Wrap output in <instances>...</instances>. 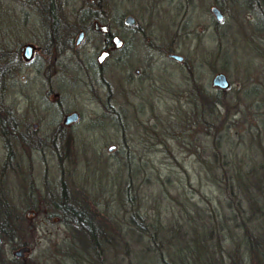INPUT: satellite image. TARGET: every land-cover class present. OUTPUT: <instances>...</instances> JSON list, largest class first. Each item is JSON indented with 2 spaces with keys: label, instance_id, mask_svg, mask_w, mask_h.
Returning <instances> with one entry per match:
<instances>
[{
  "label": "rangeland",
  "instance_id": "rangeland-1",
  "mask_svg": "<svg viewBox=\"0 0 264 264\" xmlns=\"http://www.w3.org/2000/svg\"><path fill=\"white\" fill-rule=\"evenodd\" d=\"M39 1L0 0V39L8 40L10 47L19 48L25 42L36 46L31 60L24 61L18 52L21 63L3 91V103L10 108L14 117L10 122L19 132L36 122L43 135L54 121H60L62 111L76 110L79 117L63 131L71 137L69 152L29 151L9 136L12 146L3 168L6 147L0 137V197L16 205L17 214L23 215L22 224L29 220L32 226L28 231L23 226L18 239L25 241L23 244L0 239L6 258L14 256L13 249L27 245L22 256H15L23 264H96L97 255L77 242L70 224L59 215L47 217L53 212L51 208L56 211L49 201L59 197L60 178L65 180L68 193L89 202L97 213L94 219L108 221L111 234L130 226L128 218L134 210L149 227L150 221L160 223L164 235H172L169 223L176 218L179 224L185 218L177 210L182 191L205 207L200 194L215 197L216 190L203 178L198 179V160L185 151L173 159L154 143L151 124L172 114L174 94L189 88L192 78L212 87L213 72L222 71L229 82L228 96L235 94L233 88L238 89L242 82L264 86V0H98L99 7L96 0H56L60 13L56 33L71 39V44L63 47L66 42L57 38L56 50L45 37ZM210 4L222 13L219 21L209 11ZM81 5L98 10L111 32L124 40L123 46L111 48L100 74L95 55L101 47V34L74 19ZM123 12L135 14L143 32L126 28L120 19ZM67 24L76 27L72 34L66 31ZM81 27L84 33L74 44ZM144 36L157 48L169 44L183 56V62L152 53ZM44 55L49 57L47 63ZM55 90L56 109L50 104ZM118 108L119 115L115 112ZM168 143L170 150L176 151L175 142ZM110 145L113 147L108 150ZM45 190L54 195L45 196ZM161 206L165 212L158 210ZM168 215H173V222L166 219ZM141 235L138 239L133 233L128 235L127 253L115 235L113 244L103 246L104 263L140 261L143 256L138 250L146 244L143 242H149L144 231Z\"/></svg>",
  "mask_w": 264,
  "mask_h": 264
},
{
  "label": "trees",
  "instance_id": "trees-1",
  "mask_svg": "<svg viewBox=\"0 0 264 264\" xmlns=\"http://www.w3.org/2000/svg\"><path fill=\"white\" fill-rule=\"evenodd\" d=\"M57 7L56 0L38 2L45 37L53 50H56L59 37L66 42L63 47L71 44L70 35L64 37L56 33L60 15ZM65 26H68V34L76 29L73 24ZM219 36L218 32V41ZM9 45L8 40L0 39V137L6 147L3 168L9 159V146H12L9 136L25 148L23 133L11 123L14 117L3 103V91L21 63L19 48ZM44 58L47 63L48 55ZM211 70L215 69L212 67ZM191 80L190 87L182 90L187 93L179 91L174 94L176 104L172 114L164 119L157 117L158 120L151 124L155 128L152 136L154 143L161 145L169 157L174 159L178 152L185 151L198 160V179L203 178L204 183L214 186L215 197L200 194L205 205L201 207L182 191L177 210L182 211L179 213L185 218L178 224L176 218L173 222V215L166 217L175 223H169L174 232L168 237L164 235L162 224L150 221L149 227L145 218L134 210L129 214L130 226L123 232L114 230L111 234L108 221L94 219L97 213L89 202L75 193H68L65 180L60 178L59 197L45 195L50 198L49 205L56 209V214L50 215H59L72 226L77 242L84 243L88 252L97 255L94 263L105 264L101 256L103 246L113 244L115 235L127 253L128 235L133 233L138 239L144 231L149 242L144 240L146 244L138 250L143 257L135 264H264V86H247L242 82L238 89L233 88L235 94L228 96V87L213 89L212 85L209 87ZM56 133V153L69 152L71 137L63 131ZM169 141L175 142L176 151L170 150ZM62 156L58 160L61 168ZM177 164L181 165L180 162ZM165 179L173 188L171 179ZM15 206L0 197V239H13V243L23 244L25 241L18 240L24 231L23 226L27 231L32 226L29 220L22 224L23 215L17 214ZM164 209L165 206H161L158 210L165 212ZM162 240L166 243L163 244ZM0 264L23 263L15 256L6 258L0 245Z\"/></svg>",
  "mask_w": 264,
  "mask_h": 264
},
{
  "label": "flooded vegetation",
  "instance_id": "flooded-vegetation-1",
  "mask_svg": "<svg viewBox=\"0 0 264 264\" xmlns=\"http://www.w3.org/2000/svg\"><path fill=\"white\" fill-rule=\"evenodd\" d=\"M89 1H91V0H89ZM96 5L98 7L100 6V4L98 2H96ZM76 10H77V12L75 13V18L74 19H76L78 21H81V22L87 23L88 26H90L93 31H97V32H99L101 34V42L102 43H101V47H100L99 52L101 50H106L107 54L102 58V60L100 62H98L97 59H96V56L99 54V52L95 55V63H96L97 69H99L98 72L100 74L101 64H102L103 60L109 55V53L111 51V48L112 47H121V46H123L124 40L122 38H120L118 35H116V34L111 32L110 27H109L108 23L105 20V17L100 16V15L97 14L98 10H96V9L91 10L88 7H84L82 5ZM126 14H130L133 17V21L132 22L126 23L124 21V17H125ZM134 15L135 14H133L131 12H123L120 15V19H121L122 24L125 25L126 28H131V29L135 30L134 32H136V33L143 32L140 24L136 20V16H134ZM60 19L64 20L61 17H60ZM216 21H218V20H216ZM71 22L73 23L74 21H71ZM56 23L59 24L60 22L57 20ZM95 23L97 25L105 24L107 26V30L106 31L101 30L99 27L95 26ZM79 31H81V33L83 35L84 28L83 27L78 28V30L76 32V35H77V33ZM76 35H75V37L73 39V43L74 44H77L80 41V40L77 41V42L75 41ZM82 35H81V37H82ZM113 35H116L119 38V40H120V42H119V44L117 46L114 45V42L112 40ZM144 39H145V41L148 44H150L149 46L151 48H149V49H150V51L152 53L156 54L157 52H159V54H162L166 58L173 59L177 63H182L183 62L182 61L183 60V56L180 53L176 52L174 49H172V47L169 44L164 46V47L157 48L156 45L151 43L152 41H150V38L148 36H144ZM171 52H176V53L180 54L181 58L180 59H175V58H173L171 56H168L167 54L171 53ZM60 53L61 52H59V55H60ZM124 54H126V53L124 52ZM151 56H152V54L150 53L148 55V57H151ZM31 57L29 58L30 60H31ZM29 59H27V60H29ZM23 60L27 61L25 59H23ZM149 66H150V59H149ZM54 70H55L54 73H56V68H54ZM85 70H86V67H85ZM135 71L138 72V69L135 68ZM197 82H200V81L197 79ZM54 83L56 84V76H55V82ZM53 94H54V97H53V100L50 101V104L53 105L52 108L56 109V90L53 92ZM108 98H109V96L106 97V99H108ZM69 111H71V110H69ZM69 111H62L60 113V121L58 123H56V121H54V120H56V118H54L53 119L54 123L52 125V128L49 130V132L48 131L47 132H43L42 133L43 135H41V133L39 132L36 122H32L30 124L29 128L25 127L22 130V133H23V136H24V140H25V146L24 147L27 150H29V151H45V149H46V150H48L50 152H55L56 153V131H58V132L67 131V127L69 126V124L75 122L78 119L77 118L75 121H72V122H69V123H66V124L63 123L62 122L63 116ZM110 111L112 113L114 111V109L112 108V105H111ZM120 111H121V109L119 110V108L115 110L117 115L120 114ZM111 112H110V114H111ZM78 117H79V114H78ZM48 136H49V139L46 138ZM32 137H33L34 140L32 139ZM44 195L53 196L54 194H52L51 191L49 193V191L45 190L44 191ZM51 213L52 214H56V211L53 210V212H48L47 215H50Z\"/></svg>",
  "mask_w": 264,
  "mask_h": 264
},
{
  "label": "water",
  "instance_id": "water-1",
  "mask_svg": "<svg viewBox=\"0 0 264 264\" xmlns=\"http://www.w3.org/2000/svg\"><path fill=\"white\" fill-rule=\"evenodd\" d=\"M209 11L212 13L214 19L220 20L222 18V13L220 12L219 8L215 4L209 5ZM124 21L126 23H130L133 21V17L130 14H126L124 17ZM95 26L99 27L103 31L107 30V26L105 24L97 25L95 23ZM81 35H82L81 31H79L76 35V38H75L76 42L80 40ZM112 40H113L115 46H117L120 42L119 38L116 35H113ZM35 47L36 46L32 42L22 43L19 46V51H20L21 57L25 60L29 59L32 56V53H33ZM106 54H107L106 50H101L99 52V54L96 56L97 61L100 62ZM167 55L171 56L175 59L181 58V55L176 53V52H171V53H168ZM210 84L212 86L224 89V88L228 87L229 82H228L225 74L222 71L217 70L212 74V76L210 78ZM77 118H78L77 111L71 110L63 116L62 122L66 124V123L75 121ZM112 147H113L112 145L108 146V150L111 149ZM27 249H28L27 245H20L17 248L12 250V254L14 256L20 257V256H22L23 251H26Z\"/></svg>",
  "mask_w": 264,
  "mask_h": 264
}]
</instances>
